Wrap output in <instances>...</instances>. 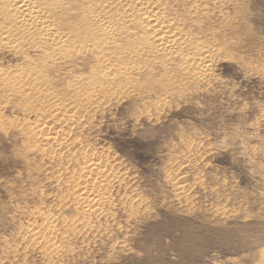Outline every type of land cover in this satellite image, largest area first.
I'll use <instances>...</instances> for the list:
<instances>
[{
  "label": "rangeland",
  "instance_id": "rangeland-1",
  "mask_svg": "<svg viewBox=\"0 0 264 264\" xmlns=\"http://www.w3.org/2000/svg\"><path fill=\"white\" fill-rule=\"evenodd\" d=\"M148 1L185 38L177 53L185 56L166 66L154 52L131 59L129 77L96 86L93 102L67 89L76 73L88 75L89 52L59 55L55 79H43L35 70L43 51L25 46L35 63L28 70L20 38H1L0 264H264V0ZM137 14L117 25L119 46L141 39L145 16ZM5 24L3 35L12 28ZM195 58L198 67L189 64ZM42 82L53 96L28 89ZM69 116L79 119L67 125ZM82 163L115 171L111 201L106 217L70 223L80 209L66 187ZM45 215L57 219L54 228Z\"/></svg>",
  "mask_w": 264,
  "mask_h": 264
},
{
  "label": "bare ground",
  "instance_id": "bare-ground-1",
  "mask_svg": "<svg viewBox=\"0 0 264 264\" xmlns=\"http://www.w3.org/2000/svg\"><path fill=\"white\" fill-rule=\"evenodd\" d=\"M69 2H70V4H69ZM132 12L134 14L136 13V15H139L137 13H140V15L142 14L145 16L144 21H142V23H140L143 33L141 35V39H139V41L136 42L135 45H131V46L125 45L128 47H122V46H119L120 45L119 44L120 36H119V34H117L120 31L116 33L117 28H118L117 25L121 22L134 20V18H132V17H131L132 18L131 20H129L130 17L127 20L125 15H124V14L127 15L128 13L131 14ZM0 19H1L0 22L4 21V23H6L5 24L6 25L5 30H7L8 26H9L8 28L12 27L11 28L12 30L10 29V32H8V33L6 32V33H4V35L2 32H0V40L2 41L3 37H5V36L7 37V39H9V41L11 39L12 40L11 42H13L12 38H15L14 36H16V35L20 38L19 40H17V37L15 38L16 39L15 41H17V42L19 41L17 44H15V46L17 47L16 49H18V51H21V55L23 56L22 58L24 60H26V62H27L26 68L28 70H30V69L34 70L35 68L33 66L35 65V63H34V61L29 59L30 56L28 55V51H27V49H25V46L27 44L28 45L31 44V46H33L34 48H36V49L38 48L39 50L43 51L44 55L42 56V61H40L41 64L39 63L40 64L39 67H37L35 69L36 70V77H37V75H39L41 78L44 79V77H47V75H50V77L53 79V77H54L53 74L56 73V72H54L55 69L53 70V68H56V66L58 65V64H56V61H58L59 59L58 60H56V59L58 58L59 55L65 61V60L70 58L71 52H73L75 50L76 51L77 50H79V51L84 50V51H87V53L89 52V54H90L89 57L91 58L92 64L90 65L91 69H90L88 75L87 76L84 75V77H82V74L79 72L74 75V79L76 81L78 80L77 82H79V84L83 83V84H81V87L75 86V84H74L76 82L75 80H74V83L67 82L69 80L66 81L68 84L65 83V84H67V89H69L68 91H70V93L72 95L75 94V92L78 93V92L82 91V94H80V96L83 99H84V96L86 97V99H84V100H86L85 101L86 103L87 102L88 103L93 102L97 99L99 94L94 93L95 92L94 88L96 86H101L102 88L104 86L105 87L112 86L114 84L113 82L118 79V76H116V75H119V78L121 76L129 77L130 71H132L133 69L136 68L135 67L136 65H134L135 60H141L145 56H148L149 53L154 52L152 55H155V56L157 55V57L160 59V62H162V64H165V66H166V64L168 65L167 59L168 58L171 59L175 53L177 54L183 48L182 46H185L184 45V39L185 38L182 37V35L179 36L180 33L177 31L178 29L172 23H168L166 18L163 17V15L160 14V12L156 11L154 9L153 5L149 4L148 0L147 1L146 0H0ZM135 21H137V20H135ZM1 30H3V28ZM12 32H14V33H12ZM40 40H43V41L41 43H39L38 41H40ZM10 43H6V44H9L11 46ZM12 46H13V44H12ZM31 49H32V47H31ZM202 55H204V54H202ZM178 56H185V55H178ZM47 57L52 59L50 62H52V64H53V65L49 66V68L52 67L50 69L52 71L49 70L50 74H48L49 72H46L48 70V69H45L47 65H43V63L48 59ZM148 57L150 58L151 56H148ZM196 57H198V56H196ZM61 58H60V60H61ZM131 59H135V60H131ZM125 60H128V62L123 63ZM197 60L198 59H196V58H195V60H193V59L191 61L189 60L190 61L189 64L194 66V67H198V65H201V63H200V59H199V61H197ZM68 61H71V60H68ZM166 61H167V63H166ZM60 63H61V61H60ZM138 63L136 61V64H138ZM184 65H185V63L183 62L181 67H183ZM22 67H20V68H22ZM138 67H139V65H138ZM17 70L18 69H16V71ZM33 72H35V71H33ZM51 73H52V75H51ZM4 74H5V72H4ZM26 74H27V72H26ZM6 75H7V77L10 76L8 74H6ZM22 75H23V73L21 74V76ZM24 75H25V73H24ZM33 75H35V73ZM11 76H12V74H11ZM25 76H27V75H25ZM33 78H34V76H33ZM2 79H4V78H2ZM12 79L13 78H11L10 80L13 82L12 84H14L15 81H13ZM14 79H15V77H14ZM21 79H23V78H21ZM54 79H55V77H54ZM66 79H68V78H66ZM10 80L8 78V81H10ZM26 80H28V79H26ZM37 80H40V79H37ZM85 81H92V84H93L92 86H94V87L93 88L91 87V88L93 90L90 88H87L86 87L87 85L85 86ZM29 82H31V81L29 80ZM40 82H41V80H40ZM17 83H16V85H19V83L18 84ZM32 83H33V81H32ZM44 83L42 85L40 84L42 87H39L40 85L38 86L36 84L30 85V86L28 85L29 87L28 86L27 87H28V89H30L31 92L33 91L34 94H36V93L37 94L40 93V95L44 94L45 97L46 96H50V97L53 96L49 92V89H46L47 87L44 86L45 85ZM29 84H31V83H29ZM46 86H48V85H46ZM10 87H9V89H10ZM25 87H26V85H25ZM15 88H13V89H15ZM28 89H27V91H28ZM87 90H89L90 92H86ZM68 94H69V92H68ZM26 95H27V93H26ZM76 99H78V98H76ZM40 101H42V100H40ZM60 102H58V103H60ZM38 103H40V102H38ZM75 103H77V102H75ZM73 105H74V103H73ZM85 105H82V106L84 107ZM41 106L43 107L44 105L41 104ZM68 106H69L68 102L66 101L62 104V107H61V105H59L58 109H60V110L64 109L67 111ZM43 110H44V112L49 111V113H52L53 110H55V108L45 107ZM62 110L60 112H63ZM56 112H58V111H56ZM71 114H73V113H71ZM78 114H80V113H78ZM52 115H54V114H52ZM81 115L82 114H80V116ZM57 117H58V115H57ZM67 118L68 119H66L67 120L66 122H69V124L66 123L65 121H63L67 125H70V123L74 124L75 120L79 119V117H78L75 120H73V118H71L70 116ZM62 120H64V119H62ZM68 120H70V121H68ZM34 133H36V132H34ZM55 133L56 132H54V135H55ZM43 134H44V132H43ZM45 135L46 134H44V135L39 134V136H43V138H42L43 141L47 140V143H49V144L50 143L51 144H57L61 148L63 147V146H61L63 141L60 142L54 136H49V135L45 136ZM63 135L65 136L66 133L64 132ZM55 136H57V135H55ZM65 138H68V137H65ZM61 140H62V138H61ZM45 143H46V141H45ZM56 147L58 148V146H56ZM82 152L84 153V151H82ZM89 157H91V156H89ZM105 159H107V158H105ZM91 160H89V162ZM106 162L104 161V163H106ZM93 165H95V166H93ZM108 167H110V166H108ZM110 172L111 171L106 169L105 167L104 168L99 167L98 164H90V165H87V164L84 165V163L80 164L78 176L76 177V179H74V181H75L74 185L71 188L66 187V189H67L66 193H68V196L70 195L74 199L73 203L77 204L76 209H80V211H78L76 219L71 218V221H69L70 223H74L77 220H83V219H84L83 221L86 222V220L91 218V216H95L96 218L100 219L101 216L108 215L109 210L108 211L105 210V205L106 204L109 205V203L111 201L109 199L108 194L110 192V188H112V186H113V179L109 175L110 174L112 175L115 171L114 172L112 171L113 173H110ZM97 177H99V178H97ZM120 180H122V179H120ZM55 209H56V207H55ZM50 215L44 216V218H43V221L45 223L44 225H48L49 227L54 228L56 225L55 223H56L57 219L50 216ZM60 219H62V218H60ZM62 222H64V221H62ZM67 223H68V221H67ZM75 225H76V223H75ZM43 231H44V229H43ZM51 231H53V230H51ZM54 232H56V231H54ZM56 235L55 234L53 236L51 235L52 237L50 236L51 237L50 239H48V240L46 239V244L48 243V244H50L49 246H53L57 242V236ZM49 241H50V243H49ZM67 242H69V241H67ZM58 248L60 249L59 244H58ZM64 248H65V246H64ZM58 251H55V253Z\"/></svg>",
  "mask_w": 264,
  "mask_h": 264
}]
</instances>
